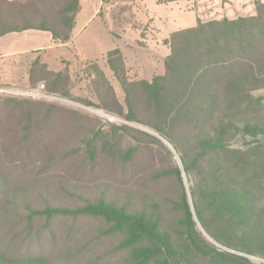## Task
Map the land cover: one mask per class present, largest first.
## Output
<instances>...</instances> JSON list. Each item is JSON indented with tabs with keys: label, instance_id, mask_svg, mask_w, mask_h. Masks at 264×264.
Segmentation results:
<instances>
[{
	"label": "trees",
	"instance_id": "1",
	"mask_svg": "<svg viewBox=\"0 0 264 264\" xmlns=\"http://www.w3.org/2000/svg\"><path fill=\"white\" fill-rule=\"evenodd\" d=\"M254 4L253 17L198 21L193 28L173 33L166 41L170 54L165 73L152 82L129 81L121 52L108 53L106 60L124 92L127 113L96 67L107 83L105 96L109 98L106 101L96 92L97 107L153 130L179 156L182 167L173 162L161 139L148 134L139 140L132 137L133 142L124 147L120 139L110 144L103 128L94 126L78 140L84 145L83 162L92 180L86 183V195L59 187L80 204L51 207L44 200L40 201L43 207H35L32 198H24L23 191L31 195L29 190L13 188L4 199L10 219L23 218L21 224H26L30 236L34 218L99 219L97 235L105 246L103 254L110 255L115 264H252L215 243L264 258V143L259 140L264 139V101L254 95L264 90V5L259 0ZM79 10L80 0H0V36L34 29L48 31L56 42L66 44ZM30 83L32 89L43 85L45 93L72 94L69 71L51 72L39 61L31 67ZM12 102L18 112L13 109L16 116L9 125L23 133L14 140L19 143L14 148L26 150L28 158H32L30 152L40 150L53 156V148L43 139L35 142L39 150L35 144L28 150L26 146L31 143L32 129L44 130L60 108L32 100ZM0 106L12 112L8 104ZM238 137L250 140L244 149L232 146ZM72 152L79 149L67 154ZM141 155L150 161V169L143 174L138 165ZM54 157L41 167L52 166ZM34 161V183L43 185L48 173L40 169L42 161ZM114 173L118 181H96L101 174ZM183 173L192 182V205ZM197 223L215 243L203 237ZM61 255L69 259L68 253ZM45 258L28 252L9 257L0 250V264H53ZM54 259L55 264H63V259Z\"/></svg>",
	"mask_w": 264,
	"mask_h": 264
},
{
	"label": "rangeland",
	"instance_id": "2",
	"mask_svg": "<svg viewBox=\"0 0 264 264\" xmlns=\"http://www.w3.org/2000/svg\"><path fill=\"white\" fill-rule=\"evenodd\" d=\"M121 3H116L118 4L115 5L116 8L109 11V17L116 15L115 17L120 23L119 30L122 26L125 27V23H132V15L129 13V8L119 5ZM117 6L121 7L117 8ZM210 11L212 14H209L203 23L217 20L216 18L220 17L218 6L216 9H210ZM97 66L96 64L88 65L82 74L71 80L70 89L72 94L70 97L45 93L43 86L24 93L9 92L0 88V104H8L10 109H12V112H10L5 107L0 106V174L4 176V178L0 179V250L5 251L9 257L22 256L23 253L28 252L34 256L47 257L45 259L51 260L53 264L57 262V259L56 261L54 259L57 257L61 260L63 259V264L116 263V260L111 261L110 255L103 254L105 246L102 244V240H100L102 238L97 235V228L101 226L99 219L70 216H52L48 219L45 217L34 218V221H32V236H30L27 235L29 231L25 229L27 227L26 224H21L23 220L22 215L16 216L22 218L17 221L10 219V212L7 211L9 210V206L4 200L6 195L12 192L13 188H23L24 190H29L31 193V195H28L23 191L24 198H32L35 207H43L40 201L44 200L51 207H77L80 203L66 197L59 190V187L70 188L75 194L80 196L86 195V183L92 180H88V176L86 175V164L83 162L85 161L84 145L79 144L78 140L87 135L88 129L94 126L101 127L111 141L110 144L120 139L119 141H121L124 147L129 146L133 142L132 137H136L139 140L145 138L144 135L148 134L156 139H161V142L171 151L173 162L182 167L179 156L153 130L142 124L127 120L123 116L105 112L97 107L99 102L96 92L103 95L107 99L106 101L109 100L105 96L107 83L105 79L100 78ZM98 68L100 69V67ZM117 81L118 94L116 96L123 106L124 113H127L124 102L125 95ZM254 95L262 97L264 101V90H259ZM8 100L11 101L8 102ZM13 100L44 102L60 108L54 112L56 114L51 117L52 122L47 124L44 130L41 128L40 131L34 132V129H32L30 133L31 143L26 146L28 150L30 147L32 149V144L33 146L35 144L36 150H39L40 145L35 142L41 139L45 140L47 147L53 148L54 155L52 152L51 154L55 156L53 159L55 161L52 166H47L46 169H44V166L41 167V164H44L43 161H46L49 157H53L46 154L45 150L43 153L41 150L39 153L33 152V155L30 152L32 158H28L26 150L14 148L16 144L19 145L14 140L17 139V136H23V133L19 132L17 126L12 128L9 125L18 112V106L12 102ZM13 109L14 113H16L15 115L13 114ZM32 116L31 123L33 125L32 128H34L36 118H34V113ZM259 140L264 143V139ZM248 142H250L249 139L238 137L232 143V146L244 149L245 143ZM13 144L15 145L13 146ZM58 147H62V149L60 150ZM76 149H79L78 153L72 152L67 154ZM34 159L42 161L43 163H39V167H41L40 169L43 170V173H48V175L43 177L45 179L43 185H37L38 182L34 183V168L37 167V165L34 166ZM138 160L140 173L143 174L150 169V161L147 156L141 155ZM48 169L49 171H47ZM100 170L101 172L103 171L102 168ZM6 176L11 177V179L6 181ZM100 179L118 181V173L111 175L101 174L100 178H97L96 181ZM183 179L189 202L192 205L193 200L190 190L192 182L185 173H183ZM43 186L46 188H43ZM36 192H39L40 195L36 196ZM197 227L204 238L209 242L215 243L198 223ZM105 245L110 247L109 243H105ZM215 245L220 250H227L246 257L252 264H264V258L257 255H246L228 250L217 243ZM64 252L68 253L69 259L64 260L65 258L61 255Z\"/></svg>",
	"mask_w": 264,
	"mask_h": 264
},
{
	"label": "crops",
	"instance_id": "3",
	"mask_svg": "<svg viewBox=\"0 0 264 264\" xmlns=\"http://www.w3.org/2000/svg\"><path fill=\"white\" fill-rule=\"evenodd\" d=\"M259 1L264 5V0ZM116 3L129 8L132 15V23H125L120 30L116 15L109 17ZM254 3L255 0H80L72 37L66 44L56 42L48 31L34 29L0 36V88L16 93L34 90L30 72L36 61L51 72L67 69L71 80L88 65L96 64L117 95V79L106 60L108 53L121 52L129 81L152 82L155 76L165 73V59L170 54L166 41L173 33L204 22L212 14L210 9L217 6V20L253 17Z\"/></svg>",
	"mask_w": 264,
	"mask_h": 264
}]
</instances>
